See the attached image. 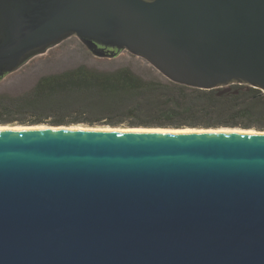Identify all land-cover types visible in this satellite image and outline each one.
Masks as SVG:
<instances>
[{
    "label": "water",
    "instance_id": "1",
    "mask_svg": "<svg viewBox=\"0 0 264 264\" xmlns=\"http://www.w3.org/2000/svg\"><path fill=\"white\" fill-rule=\"evenodd\" d=\"M73 37L264 94V0H0V85ZM255 130H0V264H264Z\"/></svg>",
    "mask_w": 264,
    "mask_h": 264
},
{
    "label": "trees",
    "instance_id": "2",
    "mask_svg": "<svg viewBox=\"0 0 264 264\" xmlns=\"http://www.w3.org/2000/svg\"><path fill=\"white\" fill-rule=\"evenodd\" d=\"M0 109L8 115L0 116L2 124L119 126L128 120L144 127L264 130V94L258 88L232 84L202 90L172 82L154 69L143 75L129 65L103 69L81 63L44 74L23 93L0 94Z\"/></svg>",
    "mask_w": 264,
    "mask_h": 264
},
{
    "label": "rangeland",
    "instance_id": "3",
    "mask_svg": "<svg viewBox=\"0 0 264 264\" xmlns=\"http://www.w3.org/2000/svg\"><path fill=\"white\" fill-rule=\"evenodd\" d=\"M80 41L76 38H70L54 49L50 50L44 56H41L34 61L30 62L26 66H24L19 72L11 75L8 79L0 85V94H20L27 90H29L38 80V78L44 74L56 73L59 71H63L69 69L71 67L77 66L81 63H86L92 67L103 68V69H113L122 65H129L138 73L143 75H148L151 70L154 68L150 66L147 62L142 59L137 58L133 54L124 55L117 59L110 60H99L94 57L87 49L82 47L79 43ZM151 69V70H150ZM157 73L158 71L154 69ZM19 115V113H17ZM17 114H13L15 118H17ZM29 117H33V115L26 114ZM0 116H8L5 112H2L0 109ZM2 124V123H0ZM6 125H52L49 123L43 124H20L18 122L6 124ZM72 125H83L90 126L85 123L81 124H72ZM72 125H64V126H72ZM94 126H103L109 127L110 125H94ZM116 127H144V126H131L127 122L124 125H119ZM202 128L204 126L195 127V126H183L181 128ZM222 128H230L231 126H219ZM168 128H176V127H168ZM207 128V127H206ZM215 128V127H208ZM217 128V127H216ZM235 128H244L240 126H236ZM256 129V128H250ZM258 130V129H257Z\"/></svg>",
    "mask_w": 264,
    "mask_h": 264
},
{
    "label": "bare ground",
    "instance_id": "4",
    "mask_svg": "<svg viewBox=\"0 0 264 264\" xmlns=\"http://www.w3.org/2000/svg\"><path fill=\"white\" fill-rule=\"evenodd\" d=\"M96 129V130H103V131H128V132H155V133H163V132H187V131H217V132H248V133H255L258 132L255 129H241V128H210V129H202V128H183V129H172V128H163V127H103V126H83V125H72V126H60V127H52L48 125H0V130H9V129Z\"/></svg>",
    "mask_w": 264,
    "mask_h": 264
}]
</instances>
